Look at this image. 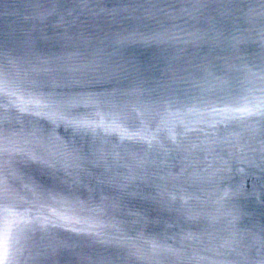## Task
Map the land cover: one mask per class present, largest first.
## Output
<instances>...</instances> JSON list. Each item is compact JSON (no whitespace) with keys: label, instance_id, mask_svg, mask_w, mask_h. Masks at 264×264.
Masks as SVG:
<instances>
[{"label":"water","instance_id":"95a60500","mask_svg":"<svg viewBox=\"0 0 264 264\" xmlns=\"http://www.w3.org/2000/svg\"><path fill=\"white\" fill-rule=\"evenodd\" d=\"M101 1L0 0L12 264H264V0Z\"/></svg>","mask_w":264,"mask_h":264},{"label":"snow or ice","instance_id":"6c2138e0","mask_svg":"<svg viewBox=\"0 0 264 264\" xmlns=\"http://www.w3.org/2000/svg\"><path fill=\"white\" fill-rule=\"evenodd\" d=\"M2 86V81H0ZM247 111V110H244ZM0 208V264H12L11 241L14 229L18 226L16 221L9 220Z\"/></svg>","mask_w":264,"mask_h":264}]
</instances>
